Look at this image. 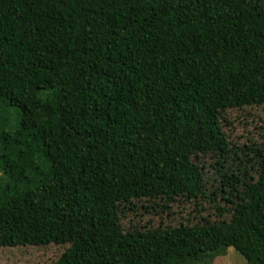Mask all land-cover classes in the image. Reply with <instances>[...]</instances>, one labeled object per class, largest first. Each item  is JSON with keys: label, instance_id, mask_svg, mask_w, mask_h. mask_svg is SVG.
Listing matches in <instances>:
<instances>
[{"label": "trees", "instance_id": "1", "mask_svg": "<svg viewBox=\"0 0 264 264\" xmlns=\"http://www.w3.org/2000/svg\"><path fill=\"white\" fill-rule=\"evenodd\" d=\"M247 106L264 108V0H0V247L66 246L53 264H212L231 247L264 264V140L237 153L225 128ZM198 153L241 160L216 217L122 224L138 201L208 196Z\"/></svg>", "mask_w": 264, "mask_h": 264}, {"label": "rangeland", "instance_id": "2", "mask_svg": "<svg viewBox=\"0 0 264 264\" xmlns=\"http://www.w3.org/2000/svg\"><path fill=\"white\" fill-rule=\"evenodd\" d=\"M225 115L232 125L230 126L229 123V126L227 125L225 128L228 132L231 131L233 141L238 142V149L234 152L240 153L244 141L260 144L264 140V129L261 128L264 125V108L261 106L229 109ZM232 154L198 153L193 157L203 168V189L208 196L198 198L195 201H185V203L175 201L170 205L168 213L161 212L160 208L146 210L144 207L146 203L138 201L133 204L131 210L126 208L121 213L122 224L126 228L138 227L145 223L166 226L178 225L181 221L193 223L202 221L204 218L216 217L214 205L210 203V198H214V204L217 206H227L229 202L222 197L224 191L221 190L222 184H228V179L225 176L226 174L229 175L231 170L241 169L237 166L241 160L232 161ZM246 164L249 167H256L257 163L252 158L247 160ZM255 177V173L250 174V179ZM200 216H204V218L201 219ZM65 247L55 244L42 247H0V264H53ZM229 248L224 255L213 259L212 264H244L243 257L231 247Z\"/></svg>", "mask_w": 264, "mask_h": 264}, {"label": "crops", "instance_id": "3", "mask_svg": "<svg viewBox=\"0 0 264 264\" xmlns=\"http://www.w3.org/2000/svg\"><path fill=\"white\" fill-rule=\"evenodd\" d=\"M218 257H220V256H218ZM218 257H216V258H218Z\"/></svg>", "mask_w": 264, "mask_h": 264}]
</instances>
